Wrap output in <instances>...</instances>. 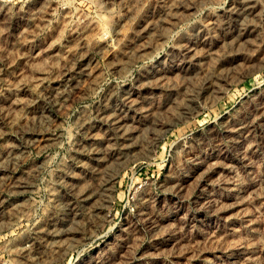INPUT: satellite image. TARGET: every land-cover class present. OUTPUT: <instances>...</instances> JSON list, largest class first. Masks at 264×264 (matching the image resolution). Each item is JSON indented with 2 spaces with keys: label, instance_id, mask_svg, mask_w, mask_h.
I'll use <instances>...</instances> for the list:
<instances>
[{
  "label": "rangeland",
  "instance_id": "1",
  "mask_svg": "<svg viewBox=\"0 0 264 264\" xmlns=\"http://www.w3.org/2000/svg\"><path fill=\"white\" fill-rule=\"evenodd\" d=\"M0 264H264V0H0Z\"/></svg>",
  "mask_w": 264,
  "mask_h": 264
},
{
  "label": "bare ground",
  "instance_id": "2",
  "mask_svg": "<svg viewBox=\"0 0 264 264\" xmlns=\"http://www.w3.org/2000/svg\"><path fill=\"white\" fill-rule=\"evenodd\" d=\"M247 8H253L255 5L254 4H250V5H245ZM108 20H107V17L106 15L102 14L100 17H99V38H98V42L99 43H105L107 44L108 46H110V48H114V44L112 43L111 41V38H110V27L108 26L107 24ZM78 75H85L88 73V68L86 66L84 67H81V70L77 71L76 72ZM76 75H74L75 77ZM73 76L69 77L68 79V84H67V87H69V91H66L67 89H59L57 91V95H58V98L60 100H62L63 102L64 101H67L69 98H70V90H72L73 88L76 87L77 85V78L75 77L74 78ZM80 77V76H79ZM124 119V116L121 114H115L113 117H112V123L116 124V125H119Z\"/></svg>",
  "mask_w": 264,
  "mask_h": 264
}]
</instances>
